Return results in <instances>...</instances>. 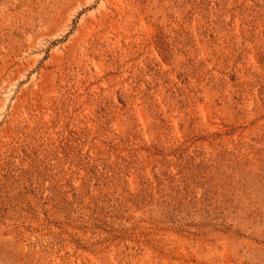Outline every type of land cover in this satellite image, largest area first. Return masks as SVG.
I'll use <instances>...</instances> for the list:
<instances>
[{
	"label": "rangeland",
	"instance_id": "rangeland-1",
	"mask_svg": "<svg viewBox=\"0 0 264 264\" xmlns=\"http://www.w3.org/2000/svg\"><path fill=\"white\" fill-rule=\"evenodd\" d=\"M0 264H264V0H0Z\"/></svg>",
	"mask_w": 264,
	"mask_h": 264
}]
</instances>
